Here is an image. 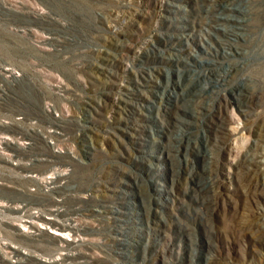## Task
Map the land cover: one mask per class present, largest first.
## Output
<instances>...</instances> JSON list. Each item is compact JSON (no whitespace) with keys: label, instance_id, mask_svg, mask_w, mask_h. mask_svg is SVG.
Segmentation results:
<instances>
[{"label":"rangeland","instance_id":"1","mask_svg":"<svg viewBox=\"0 0 264 264\" xmlns=\"http://www.w3.org/2000/svg\"><path fill=\"white\" fill-rule=\"evenodd\" d=\"M195 5L0 0V58L22 73L8 92L23 118L22 141L0 153V264H12L4 242L47 257L66 248L80 264H264V56L203 94L194 115L175 84L185 94L199 86L193 71L213 76L234 58L192 59L211 56ZM59 203L77 244L21 235L15 206L50 216Z\"/></svg>","mask_w":264,"mask_h":264},{"label":"bare ground","instance_id":"2","mask_svg":"<svg viewBox=\"0 0 264 264\" xmlns=\"http://www.w3.org/2000/svg\"><path fill=\"white\" fill-rule=\"evenodd\" d=\"M195 4V6L198 7V9H196L203 18L200 26V34L203 37H206V40L204 39L205 41L202 42L201 50L205 54L211 56H203L201 52L194 49L189 50V54L190 56H192V59L199 65V67H203L207 64L218 65L219 61L215 58L217 52H219L223 57L234 58H231L229 62L222 63L213 73V76L209 75L207 72L201 73L200 71H193L188 77V81L191 78H197L199 80V86L191 88L185 94H183V92H185L186 90L185 83L175 84L176 88L174 90V93L177 96H181V98H185L190 102H194V115L199 112V109L197 110V108L194 106L205 107L204 104L206 103L204 101H199V98L203 94L217 92V87L224 86L230 83L233 74L238 73L240 70H243L250 64L249 58L253 54L264 56V26L263 28L259 29V31L248 33L249 27L251 25H259L263 20V18H252L251 14L252 11L256 12L260 9H264V6L261 5L262 3L260 5H257L255 0H195ZM257 16L259 15L257 14ZM261 25L262 24H260V26ZM254 39L257 40V44L253 49H249V46L246 45V42L249 40L250 43V40ZM179 56L180 55L178 53L174 52L171 54V59L176 57V60L180 61L181 58ZM236 56H240L242 60H240ZM263 64L264 62L262 63V65ZM8 69L9 71H13L16 68L14 69V67H8ZM221 73H225L226 75L224 79H221L220 85L216 84L206 87L207 83L212 82L213 77L219 76ZM21 74L22 73L19 72L20 76ZM248 79L251 80V78L247 76L243 81L244 85H249V83H247ZM199 90H202V92L204 93L199 92ZM235 96L237 99H239L241 98L242 94L240 91H237L235 92ZM53 131L58 132L56 130ZM9 155V159L7 160L10 162V157L12 158V155H14V153L10 152ZM43 183L46 187L54 188L56 180L54 178L43 180ZM59 206L60 203L51 210V213L48 214L50 216H47L44 213L35 214L32 212L29 213V216H26L24 214V205H19L17 207L15 206V209L20 213L19 227L20 230H22L20 231L21 235L30 239H34L36 237H44L46 234H48L49 236L55 238L60 242H66L67 240H69V243L71 245L77 244L80 240L78 239V234L76 231L77 223L72 218H68L66 220L63 218V220L59 219L58 216L61 212ZM2 245L5 250L4 252L6 253L4 258L12 264H30L35 261V264H80L78 263V261H76V258L71 256V254L69 255L67 252H63V250H66V248H62L61 251L58 252V255L55 257H47L34 254L31 250L26 251L21 248L22 246H17L9 242H4Z\"/></svg>","mask_w":264,"mask_h":264},{"label":"built area","instance_id":"3","mask_svg":"<svg viewBox=\"0 0 264 264\" xmlns=\"http://www.w3.org/2000/svg\"><path fill=\"white\" fill-rule=\"evenodd\" d=\"M4 58H0V153L5 154L9 146L18 143L22 140L19 139L17 131L21 126L19 122L22 117H13L11 111H18L17 106L11 101V95L8 92L10 83L16 82L20 77L19 72L15 68L9 71L10 66ZM20 125V126H19ZM12 130H9V128ZM3 204V203H2Z\"/></svg>","mask_w":264,"mask_h":264}]
</instances>
